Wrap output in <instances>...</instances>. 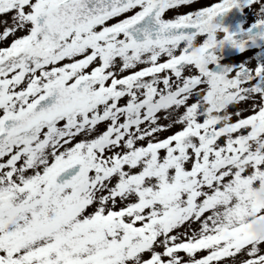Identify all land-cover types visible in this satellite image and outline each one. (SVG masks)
<instances>
[{"label":"snow or ice","instance_id":"1","mask_svg":"<svg viewBox=\"0 0 264 264\" xmlns=\"http://www.w3.org/2000/svg\"><path fill=\"white\" fill-rule=\"evenodd\" d=\"M239 6L0 0V264H264V65L209 69Z\"/></svg>","mask_w":264,"mask_h":264},{"label":"flooded vegetation","instance_id":"2","mask_svg":"<svg viewBox=\"0 0 264 264\" xmlns=\"http://www.w3.org/2000/svg\"><path fill=\"white\" fill-rule=\"evenodd\" d=\"M205 2L210 3L211 0H205ZM202 6H203L202 4H196L194 7L198 9ZM191 10L192 9L188 7H184L181 9V11L185 13ZM229 12L231 13L226 16L224 20V24L222 26L229 29L230 32L235 34L237 39H248L245 38V36L249 33V30H251L253 25H255L256 23L252 24L250 27L248 26L247 28H244L242 26V15H243L242 4L239 7L231 9ZM174 15L175 12L170 10L168 16L172 17ZM109 23L111 24L113 22L110 21ZM202 39L203 38H200V42H202ZM263 41L264 39H260L255 41V43H249L248 47L244 52H241L239 49L234 48L232 46L230 47V44L225 45L222 50L219 49L213 50L214 53L218 56V62L217 64L210 65L209 69L219 74L222 73L224 68L229 67V65H238L240 62L250 61L253 60V58L258 59L259 61L264 60V50H261L264 48L259 49L260 44ZM9 44H10V40H9ZM0 46H8V45L0 44ZM258 49L259 52H257Z\"/></svg>","mask_w":264,"mask_h":264},{"label":"rangeland","instance_id":"3","mask_svg":"<svg viewBox=\"0 0 264 264\" xmlns=\"http://www.w3.org/2000/svg\"><path fill=\"white\" fill-rule=\"evenodd\" d=\"M240 5L242 4V12H243V22H242V26L244 28H247L248 26L250 27L252 24L257 23L258 22V16L255 15L250 8L247 6V0H239ZM113 23L117 22L116 20L111 21ZM224 35L222 33L218 34V39H223ZM231 47V45H230ZM264 48V41L260 44L259 49ZM259 49L257 52H259ZM264 50V49H261ZM243 62H240L238 65H229L230 68L236 70L239 69V67L241 66ZM250 62L253 66L256 65H263L264 60L259 61L256 58H253V60L248 61ZM242 107H246V105H242ZM101 132L103 130H105L104 126L101 125L99 126ZM221 143H223V140L220 141ZM249 193L251 196V201L250 203L255 204L257 207L255 208L254 211H249L247 214V219L251 218V217H257L259 220H264V212H262L261 210L264 209V184H260L258 186H252L249 188ZM244 227L247 228V231L252 234L250 232V229L252 227L251 224H247ZM192 230H198V225H193ZM178 231H184V228L182 227L181 229H179ZM253 235V234H252ZM206 253H198V257L199 256H203ZM181 255H186V254H181ZM220 264H225L224 261L220 262Z\"/></svg>","mask_w":264,"mask_h":264},{"label":"clouds","instance_id":"4","mask_svg":"<svg viewBox=\"0 0 264 264\" xmlns=\"http://www.w3.org/2000/svg\"><path fill=\"white\" fill-rule=\"evenodd\" d=\"M206 31L208 32V41L215 45L218 49H223L226 44H240L246 42V40L234 38L233 41H229L227 35H224L223 39H218V33L222 31V24L217 22L216 19H210L207 22ZM193 51L196 53L200 52V46L195 44V38L192 41ZM246 91V90H244ZM206 111H208L206 109ZM218 118L221 120L222 124L227 127L230 114L220 115ZM217 221L222 223L221 217H217ZM247 223L251 224L252 227L250 232L254 235L259 237L260 239L264 240V220H259L257 217H251L247 219Z\"/></svg>","mask_w":264,"mask_h":264},{"label":"water","instance_id":"5","mask_svg":"<svg viewBox=\"0 0 264 264\" xmlns=\"http://www.w3.org/2000/svg\"><path fill=\"white\" fill-rule=\"evenodd\" d=\"M230 13H231V12H228V13H226L225 15L227 16V15H229ZM222 16H223V15H222ZM222 16L219 17V19H221ZM251 31H252V34H253V35H256L260 30L252 28ZM257 39H260V38H257ZM77 170H78V166H77ZM61 179H63V175H62Z\"/></svg>","mask_w":264,"mask_h":264}]
</instances>
